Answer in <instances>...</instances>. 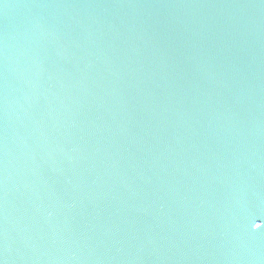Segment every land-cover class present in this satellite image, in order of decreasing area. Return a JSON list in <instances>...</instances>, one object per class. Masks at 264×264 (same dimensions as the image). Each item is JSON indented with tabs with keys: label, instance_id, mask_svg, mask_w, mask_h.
Segmentation results:
<instances>
[{
	"label": "water",
	"instance_id": "95a60500",
	"mask_svg": "<svg viewBox=\"0 0 264 264\" xmlns=\"http://www.w3.org/2000/svg\"><path fill=\"white\" fill-rule=\"evenodd\" d=\"M0 264H264V0H0Z\"/></svg>",
	"mask_w": 264,
	"mask_h": 264
},
{
	"label": "snow or ice",
	"instance_id": "6c2138e0",
	"mask_svg": "<svg viewBox=\"0 0 264 264\" xmlns=\"http://www.w3.org/2000/svg\"><path fill=\"white\" fill-rule=\"evenodd\" d=\"M256 227H260V225H256Z\"/></svg>",
	"mask_w": 264,
	"mask_h": 264
}]
</instances>
